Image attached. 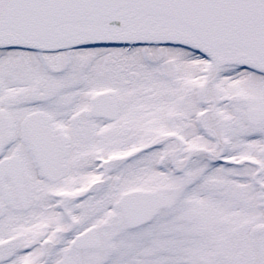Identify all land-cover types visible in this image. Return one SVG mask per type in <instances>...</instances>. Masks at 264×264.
Listing matches in <instances>:
<instances>
[{
  "label": "snow or ice",
  "instance_id": "6c2138e0",
  "mask_svg": "<svg viewBox=\"0 0 264 264\" xmlns=\"http://www.w3.org/2000/svg\"><path fill=\"white\" fill-rule=\"evenodd\" d=\"M0 264H264V0H0Z\"/></svg>",
  "mask_w": 264,
  "mask_h": 264
}]
</instances>
